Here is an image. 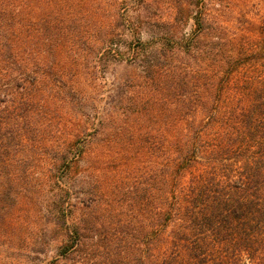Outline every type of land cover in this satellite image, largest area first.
Here are the masks:
<instances>
[{
    "label": "trees",
    "instance_id": "trees-1",
    "mask_svg": "<svg viewBox=\"0 0 264 264\" xmlns=\"http://www.w3.org/2000/svg\"><path fill=\"white\" fill-rule=\"evenodd\" d=\"M238 1L190 0L192 9L184 11L194 28L181 41L138 37L136 58L150 54L168 87L165 117L136 120L139 130L160 133L147 132L139 143L151 165L145 177L144 166H134L133 183L125 182L105 208L85 205L69 222L75 185L65 180L84 157L88 133L72 139L77 149L69 157L44 147L50 123L42 127L41 117H62L84 90L68 98L66 62L22 38L21 0H0V264H34L24 242L50 234L31 227L30 213L51 212L45 202L51 181L60 187L47 224H61V251L80 263L264 264V7ZM229 11L243 13V20L230 24L236 16ZM28 26L50 28L47 21ZM169 57L177 64L160 60ZM96 118L94 137L119 120ZM126 128L115 127L110 141L118 143ZM125 162L135 164L133 155ZM91 194L97 198L94 186Z\"/></svg>",
    "mask_w": 264,
    "mask_h": 264
},
{
    "label": "rangeland",
    "instance_id": "rangeland-1",
    "mask_svg": "<svg viewBox=\"0 0 264 264\" xmlns=\"http://www.w3.org/2000/svg\"><path fill=\"white\" fill-rule=\"evenodd\" d=\"M238 2L244 3L243 0ZM251 3L264 7V0H252L248 8ZM19 5H22L24 15L22 38L27 42L32 39L37 47H42L39 49L42 55L55 53L58 59L61 57L66 62L64 68L70 71L65 78L68 98L73 99L74 93L75 97L80 96L79 89L81 95L84 90V97L62 117H41L42 127L50 123L44 147L66 150L69 157L77 149L72 139L88 133L87 138L82 139L87 149L84 157L79 158L65 180L75 185L68 219L75 222L86 210L85 205L100 203L105 208L107 199L118 197L125 182L129 180L133 183L135 176L128 177L134 166L143 165L145 177L152 157L148 148L139 147L141 137L147 132L160 133L152 126L139 130L136 120L152 115L165 117L161 104L168 100L165 94L168 87L153 65L156 60L142 51L136 58L133 47L138 37L158 41L170 36L174 37L171 41H181L180 38L189 36L194 28V18H189L184 10L186 5L192 9L193 3L190 0H21ZM230 11L227 15L236 16L230 18V24H239L243 13ZM33 21H47L49 31L29 27ZM117 53L124 54L126 58L119 59ZM160 60L177 64L170 57L167 61ZM55 68H58V62ZM153 80L156 83L152 84ZM159 80L163 86L158 84ZM155 96H158V104ZM95 117H119V120L111 123L112 128L102 126L100 133L94 137L91 132L93 121L100 119ZM127 119L129 123L125 122ZM122 126L127 127L126 130L120 133L118 143H112L108 136L114 134L115 127ZM140 149L143 156L137 161L135 155ZM128 155H133L135 164H126ZM93 186L98 193L95 199L91 194ZM59 187L55 181L46 185L45 191L51 200ZM102 199L104 203L101 204ZM51 200L45 201L51 212L39 211L37 217L33 209L30 213L36 220L31 227L36 230L47 227L50 230L47 236L40 232L45 240L34 242L30 237L24 242L34 258V264H88L87 261L80 263L74 255L66 257L62 253L63 227L61 224H47L48 220L54 219ZM116 204L121 207L118 202Z\"/></svg>",
    "mask_w": 264,
    "mask_h": 264
}]
</instances>
